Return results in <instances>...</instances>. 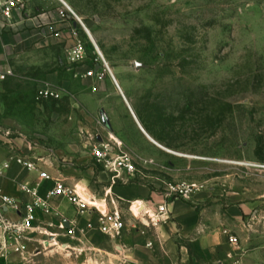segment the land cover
<instances>
[{
    "label": "rangeland",
    "instance_id": "obj_1",
    "mask_svg": "<svg viewBox=\"0 0 264 264\" xmlns=\"http://www.w3.org/2000/svg\"><path fill=\"white\" fill-rule=\"evenodd\" d=\"M65 1L92 32L129 102L77 18H60L67 7L31 0L30 24L0 29V70L13 72L0 84V147L101 175L92 150L111 132L135 159L130 183L160 194L169 184H206L202 192L264 210V170L253 167L264 165V0ZM45 8L47 26H40ZM77 44L86 55L74 63L69 51ZM45 88L60 97L38 99ZM141 126L190 157L162 150ZM252 236L239 240L241 264H264V241ZM41 245L36 238L25 258L0 263H86Z\"/></svg>",
    "mask_w": 264,
    "mask_h": 264
},
{
    "label": "crops",
    "instance_id": "obj_2",
    "mask_svg": "<svg viewBox=\"0 0 264 264\" xmlns=\"http://www.w3.org/2000/svg\"><path fill=\"white\" fill-rule=\"evenodd\" d=\"M30 5L31 2L24 13L17 11L13 21L0 18V29L11 30L30 24L31 20L25 18L29 13ZM46 12L45 8V14L39 16L37 22L40 26H47ZM57 21L53 18L49 23ZM133 150L138 151V146H134ZM15 156L8 148L0 147V166ZM43 160L41 167L44 171L56 177L64 175L71 184L77 183L88 187L97 193L99 198L102 197L103 188L108 186L107 175L97 174L92 167L84 170L78 168L68 170L66 166L59 168ZM37 178L36 174L14 166L6 177H0V189L15 199L27 201L28 198L20 191V184L35 185ZM95 178L99 180V186L94 184ZM52 187L51 183L42 184L41 195L46 197ZM112 192L116 198L125 202L135 200L150 202L152 211H156L159 205L167 202L160 193L152 191L150 186L138 183L119 185L114 187ZM52 204L61 210L65 220L76 223L77 238L71 239L64 232L53 227L50 228V232L58 234L56 241L66 246L69 258L76 256L86 261L85 264H235L237 261L241 264L240 257L245 251V245L242 243L238 247L230 245L225 232L236 235L240 241L243 237H247V241L250 237L253 240L252 234L248 233L245 225L249 216L259 206V203L233 201L232 197L229 199L213 196V193L207 190L195 194L187 201L167 202L169 211L160 227L154 229L139 225L138 229L128 232L123 240L116 243L110 242L109 238L96 229H87L88 223L97 224L95 217L77 216L75 209L66 201L54 199ZM39 219L41 223L37 226L40 229L47 227L49 223L58 225V221L52 217L40 215ZM33 238L34 240L37 238L40 243L48 242V238L41 235H34ZM149 243H153L152 248L148 247ZM52 250L56 252L55 249ZM80 252L85 254L79 257Z\"/></svg>",
    "mask_w": 264,
    "mask_h": 264
},
{
    "label": "built area",
    "instance_id": "obj_3",
    "mask_svg": "<svg viewBox=\"0 0 264 264\" xmlns=\"http://www.w3.org/2000/svg\"><path fill=\"white\" fill-rule=\"evenodd\" d=\"M30 2L31 0H0V18L9 22L13 21L15 13L17 11L24 13ZM69 12V9L67 13L60 11V18L68 19ZM85 55L86 51L82 44L75 45L69 51V57L74 63L81 62ZM12 76L11 70H0V84ZM89 76L93 77L94 72H90ZM59 97V93L50 88L41 89L38 95V99H58ZM9 135L10 133L7 134V136ZM4 136L0 131V137ZM109 138L108 142L99 139L98 144L92 150L93 159L103 168L108 177V186L103 188L100 198L88 187L77 183L71 184L64 175L56 177L44 171L41 167V164L44 163L43 159L15 156L0 166L1 178L6 177L14 166L38 176L35 185L20 184V191L28 198L27 201L15 199L0 189V260L7 259L11 255L25 258L30 253L31 246L35 241L34 235L48 238V242L41 243L44 250L55 249L58 253L67 252L66 246L56 241L58 234L50 232V228L58 229L71 239H76L77 226L74 221L69 222L63 218L61 210L52 204L54 199L66 201L75 209L77 216L95 217L97 224L94 225L90 222L87 229H96L103 236L118 242L123 240L128 232L138 229L139 225L154 229L160 227L165 222L164 217L169 211L167 202L171 200L187 201L195 194L205 190L206 184H169L161 193L167 202L159 205L156 211L150 209V202L143 200L125 202L116 198L112 192L113 188L119 185H128L137 176L138 171L133 155L127 151L124 144L112 135ZM253 167L264 170V165H254ZM46 183H51L53 187L46 197H43L40 193V186ZM40 215L54 218L58 221V225L54 226L53 223H49L47 224L49 229L47 227L40 229L37 226L41 223ZM245 227L249 234L260 235L264 241V210L256 209L249 216ZM225 233L228 235L230 245L234 247L240 245L236 235H232L228 231ZM148 247L152 248L153 243H149ZM235 264H240V262L237 261Z\"/></svg>",
    "mask_w": 264,
    "mask_h": 264
},
{
    "label": "bare ground",
    "instance_id": "obj_4",
    "mask_svg": "<svg viewBox=\"0 0 264 264\" xmlns=\"http://www.w3.org/2000/svg\"><path fill=\"white\" fill-rule=\"evenodd\" d=\"M60 2H61V0H59ZM64 1V3L66 4H64V3H62V4H64L66 7H67V9H69V11L72 13V12H74V10H73V8L70 6V5H68L67 4V2L65 1V0H63ZM75 13V12H74ZM78 18L81 20V18L78 16ZM78 20V19H77ZM82 21V20H81ZM83 22V21H82ZM85 25V24H84ZM86 26V25H85ZM83 27V26H82ZM86 28L89 30V28L86 26ZM83 29H84V27H83ZM84 31L86 32V30L84 29ZM90 31V30H89ZM90 33H91V36H92V38L94 39V41L96 42V46H97V48H98V50L96 49V51H97V54L101 57H103V59H104V61H105V64L107 65V69H108V71H109V74H110V76H111V78H112V80H113V82H114V84H115V86L116 87H118L119 86V83H118V81H117V78H116V76H115V74H114V70L112 69V67L108 64V62H107V60H105V56H104V54H103V52H102V50H101V48H99V46H98V43H97V41H96V39H95V37L93 36V34H92V32L90 31ZM86 34H87V32H86ZM87 36L89 37V39H90V41L92 42V44H93V39L92 38H90V36L87 34ZM94 45V44H93ZM96 48V47H95ZM101 57V58H102ZM102 59V60H103ZM120 87V86H119ZM120 89H121V95H122V97H124V98H126L127 100L126 101H128L129 102V100H128V98H127V96H126V94H125V92L123 91V89L120 87ZM120 92V91H119ZM141 130L143 131V132H145L146 134H148L147 133V131H145V129L141 126ZM149 135V134H148ZM150 136V135H149ZM151 137V136H150ZM152 138V137H151ZM153 139V138H152ZM155 142H157L155 139H153ZM154 143V142H153ZM158 143V142H157ZM159 144V143H158ZM158 146V145H157ZM160 146H162L161 144H160ZM160 146H158V147H160ZM160 148H162V150H166V152L168 151L169 153H172V154H174V155H177V156H182V157H190V156H188V155H183V154H181V153H178V152H175V151H172V150H169V149H166L165 147H160ZM244 164V163H243ZM238 165V164H237Z\"/></svg>",
    "mask_w": 264,
    "mask_h": 264
},
{
    "label": "water",
    "instance_id": "obj_5",
    "mask_svg": "<svg viewBox=\"0 0 264 264\" xmlns=\"http://www.w3.org/2000/svg\"><path fill=\"white\" fill-rule=\"evenodd\" d=\"M61 2L62 3H64V1L63 0H61ZM65 4V3H64ZM66 5V4H65ZM72 14L78 19V21L81 23V25L84 27V29L86 30V32H87V34L90 36V38H92V36H91V33H90V31L86 28V26L84 25V23L78 18V16L74 13V12H72ZM93 39V38H92ZM93 41V44H94V46L96 47V49L98 50V48H97V46H96V42L94 41V39L92 40ZM102 57V56H101ZM102 59H103V57H102ZM103 61H104V59H103ZM105 62V61H104ZM145 133V132H144ZM146 134V133H145ZM148 137H149V139L152 141V142H154L156 145H158V146H160V144H158L157 142H155L148 134H146ZM160 147H162V146H160Z\"/></svg>",
    "mask_w": 264,
    "mask_h": 264
},
{
    "label": "flooded vegetation",
    "instance_id": "obj_6",
    "mask_svg": "<svg viewBox=\"0 0 264 264\" xmlns=\"http://www.w3.org/2000/svg\"><path fill=\"white\" fill-rule=\"evenodd\" d=\"M107 135L110 137V135H112L114 138L115 136L111 133V132H107Z\"/></svg>",
    "mask_w": 264,
    "mask_h": 264
}]
</instances>
